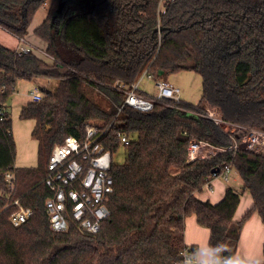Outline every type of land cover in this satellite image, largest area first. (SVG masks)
Here are the masks:
<instances>
[{"label":"trees","instance_id":"trees-1","mask_svg":"<svg viewBox=\"0 0 264 264\" xmlns=\"http://www.w3.org/2000/svg\"><path fill=\"white\" fill-rule=\"evenodd\" d=\"M47 1L0 0V27L25 38ZM160 1L51 0L34 33L52 59L0 43V264H179L186 248L195 252L185 241L191 216L210 230L214 260L241 264L235 254L245 224L255 214L264 224V152L229 150L189 160L188 147L192 139L232 144L208 109L264 131V0H164L159 9ZM158 27L163 31L155 32ZM184 70L202 77L198 103L167 100L151 112L119 111L143 75L158 82ZM36 77L59 80L20 110L21 120L35 121L39 159L68 135L84 138L91 119L103 129L112 124L100 141L113 154L122 147L118 133L130 138L125 161L113 162L110 215L96 234L72 220L67 231L52 230L42 164L15 167L7 102L19 81ZM226 167L238 172L253 200L239 220L241 194L233 187L216 203L197 195ZM7 172L16 175V197L33 210L20 226L10 221L17 207L1 196Z\"/></svg>","mask_w":264,"mask_h":264},{"label":"built area","instance_id":"built-area-1","mask_svg":"<svg viewBox=\"0 0 264 264\" xmlns=\"http://www.w3.org/2000/svg\"><path fill=\"white\" fill-rule=\"evenodd\" d=\"M164 0L160 1L162 9ZM25 41V38H20ZM40 50L44 56L52 57L43 49L35 46H22L20 53ZM158 93L150 95L143 93L138 88V82L132 84L127 91V96L119 111L124 106L132 107L142 112H151L156 103L167 100H181L180 89L170 81L157 82ZM33 101L42 99V91L36 87L31 91ZM206 116L220 125L233 139L231 145L216 147L210 143L192 139L188 147V159L194 160L199 157L226 152L229 150H245L252 152H264V131L254 128H247L238 124L224 121L214 110L208 109ZM102 124L91 119L85 124V136L80 139L68 135L62 143L55 145L48 157L44 183L50 190V195L45 200V208L49 217L52 230L64 232L69 229L70 221L78 224L81 230L89 234H96L100 231L102 223L109 217L110 210L108 199L114 190V178L111 169L114 162L112 151L105 147L100 141L106 131ZM121 144L128 145L130 138L125 133H118ZM232 168L226 167L222 173L215 177L222 176L226 181L230 180L229 172ZM6 187L1 191L9 205L16 206L10 215V221L14 226L26 223L33 214L30 207L24 206L16 197V175L13 172L5 174ZM213 190L211 181L206 186ZM184 260L179 264H192L193 253L186 248L183 252ZM223 264H228L226 261Z\"/></svg>","mask_w":264,"mask_h":264},{"label":"crops","instance_id":"crops-1","mask_svg":"<svg viewBox=\"0 0 264 264\" xmlns=\"http://www.w3.org/2000/svg\"><path fill=\"white\" fill-rule=\"evenodd\" d=\"M44 5H49L48 3ZM49 6L47 7L46 11L43 12L42 14L40 13L41 8L37 11L35 14L33 21L35 18L38 17L39 15V21L37 24L34 26H29V33L25 37V41H21L20 38V47L22 46H35L37 47L38 44L41 45L40 49L45 50L46 43L41 40L39 37H37L34 33L35 28L40 25L44 19L47 17L48 12H49ZM5 30V29H4ZM19 44H18V50L20 49ZM17 49V48H16ZM193 72V71H191ZM179 73H174L171 75L173 78V81L167 79L166 81H170L173 84H175L177 87L180 89V96L182 100H185L190 103H198L201 96H202V90H201V95L198 99H191L193 95L188 92V88L185 85V82H179ZM143 78L138 81V88L141 92L153 95L149 92H147L145 89H142V84H143ZM201 76V75H200ZM202 79V77H201ZM34 80H31L33 82ZM203 81V80H202ZM157 83V82H156ZM38 87L41 90L40 85H35V88ZM15 94V93H14ZM13 96V95H12ZM31 101V98L27 100L25 104ZM24 104V105H25ZM8 105V104H7ZM23 106V105H22ZM22 107H18V112L20 114V110ZM9 109V106H8ZM34 121V120H33ZM35 123V121H34ZM35 125V124H34ZM14 133V132H13ZM15 137V135H14ZM16 141V137H15ZM17 144V141H16ZM17 159V158H16ZM40 162L38 163V165ZM38 165H35L34 163H23L20 164L15 161V167H36ZM235 170V169H231ZM236 171V170H235ZM238 174V172L236 171ZM239 176V175H238ZM221 177V176H219ZM240 177V176H239ZM241 179V178H240ZM234 180L236 181L235 177ZM242 181V179H241ZM229 181H226L225 179H219L218 177H214L211 180V186L213 187V190H208V188H204V191L202 193L197 194L200 199L203 200H210L213 203L218 202L221 200L225 194V191L229 186L227 183ZM243 183V181H242ZM242 200V199H241ZM245 204L242 207V201L240 202L237 211L235 213V219L239 220L243 217V215L253 206V200L248 192V195H245ZM209 238H210V230L200 226L194 216H191L187 221H186V231H185V241L188 245L194 246L195 247V252L193 253V263L194 264H215L214 263V258H213V251L209 246ZM235 260L238 261L241 264H261L264 262V224L262 223L260 217L255 214L252 218H250L247 223L244 226L242 236L239 242L238 250L235 254ZM221 264V263H220Z\"/></svg>","mask_w":264,"mask_h":264},{"label":"rangeland","instance_id":"rangeland-1","mask_svg":"<svg viewBox=\"0 0 264 264\" xmlns=\"http://www.w3.org/2000/svg\"><path fill=\"white\" fill-rule=\"evenodd\" d=\"M47 3L50 4L51 0H48ZM48 6L49 5H43L40 13L42 14L43 12H45ZM38 21L39 15L34 19L30 28L37 24ZM0 43L12 49L17 48L16 50H18V44L19 47L21 45L16 35L4 30L2 27H0ZM37 48H41V45L38 44ZM36 53H40V50H36ZM171 75L168 76V79L173 81L174 77H171ZM178 76L179 82H185V85L188 88V92L193 95L191 99H198L201 95L202 90L201 76L194 71L191 72L190 70L181 71ZM33 80V82L26 80L19 81L15 94H13V96L9 98L7 103L12 117L13 132L17 141L16 162L20 164L34 163L35 165H38V163L41 162L40 164H42V171L45 174L48 156L45 155L42 160L39 159L41 155L39 154L38 142L32 134L35 123L33 120H21L19 117L18 107H22V105H24L29 98H31L32 100L31 91L35 89V85H40L42 88L44 87L53 90L58 85L59 80L56 78L47 77H36ZM142 89H145L147 92L153 95H156L158 93L157 83L148 76H144ZM113 159L115 163H123L125 161L126 151L123 146L114 154ZM229 176L230 180L227 184L241 194L242 209L243 205L245 204V195H248V191L244 190L243 183L235 170L230 171ZM234 177L236 181L234 180ZM218 178L224 179L222 176ZM189 218L190 217H188L187 220ZM214 263L220 264V262L217 260H215Z\"/></svg>","mask_w":264,"mask_h":264},{"label":"water","instance_id":"water-1","mask_svg":"<svg viewBox=\"0 0 264 264\" xmlns=\"http://www.w3.org/2000/svg\"><path fill=\"white\" fill-rule=\"evenodd\" d=\"M163 31V28L162 27H158L155 29V32H162ZM160 73L162 74L163 71H160Z\"/></svg>","mask_w":264,"mask_h":264}]
</instances>
